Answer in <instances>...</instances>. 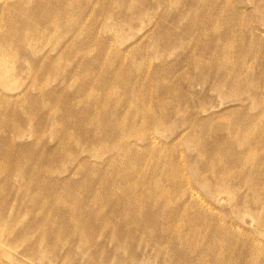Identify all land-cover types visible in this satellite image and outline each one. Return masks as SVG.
<instances>
[{
    "label": "rangeland",
    "instance_id": "obj_1",
    "mask_svg": "<svg viewBox=\"0 0 264 264\" xmlns=\"http://www.w3.org/2000/svg\"><path fill=\"white\" fill-rule=\"evenodd\" d=\"M0 264H264V0H0Z\"/></svg>",
    "mask_w": 264,
    "mask_h": 264
}]
</instances>
